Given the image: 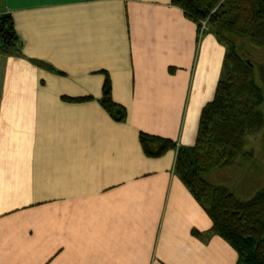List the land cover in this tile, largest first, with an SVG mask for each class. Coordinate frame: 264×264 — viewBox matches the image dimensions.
I'll return each mask as SVG.
<instances>
[{"label":"crops","instance_id":"crops-1","mask_svg":"<svg viewBox=\"0 0 264 264\" xmlns=\"http://www.w3.org/2000/svg\"><path fill=\"white\" fill-rule=\"evenodd\" d=\"M2 12L20 54L0 51V264H235L175 151L147 157L137 139L193 144L224 54L212 33L196 41L170 0H0ZM105 74L123 121L98 104Z\"/></svg>","mask_w":264,"mask_h":264},{"label":"trees","instance_id":"trees-1","mask_svg":"<svg viewBox=\"0 0 264 264\" xmlns=\"http://www.w3.org/2000/svg\"><path fill=\"white\" fill-rule=\"evenodd\" d=\"M170 3L196 23V41L207 31L223 45L221 69L212 98L200 109L192 145L180 146L169 138L141 131L137 134L139 145L147 157L173 149V173L210 219L207 233L221 237L233 248L235 264H264V181L249 198L240 200L226 186L203 177L212 168L252 158L251 150L244 147L246 134L263 127L264 139V64H253L244 54L248 47H264V0ZM201 20H205L203 29ZM0 51L20 54V41L7 12L0 13ZM89 98L61 96L68 102ZM97 101L112 120L125 119V109L111 99L107 74ZM191 233L202 235L193 229Z\"/></svg>","mask_w":264,"mask_h":264},{"label":"rangeland","instance_id":"rangeland-1","mask_svg":"<svg viewBox=\"0 0 264 264\" xmlns=\"http://www.w3.org/2000/svg\"><path fill=\"white\" fill-rule=\"evenodd\" d=\"M244 54L253 64H264V47H248ZM262 128L244 136V147L247 151L251 150L252 158L246 161L237 159L229 165L212 168L203 177L211 183L226 186L240 200L249 198L264 181ZM255 152L260 159L254 160Z\"/></svg>","mask_w":264,"mask_h":264},{"label":"built area","instance_id":"built-area-1","mask_svg":"<svg viewBox=\"0 0 264 264\" xmlns=\"http://www.w3.org/2000/svg\"><path fill=\"white\" fill-rule=\"evenodd\" d=\"M205 27V20L200 21V29H203Z\"/></svg>","mask_w":264,"mask_h":264}]
</instances>
